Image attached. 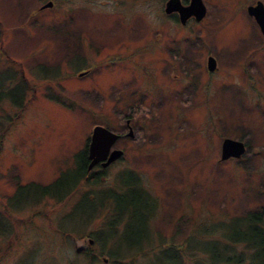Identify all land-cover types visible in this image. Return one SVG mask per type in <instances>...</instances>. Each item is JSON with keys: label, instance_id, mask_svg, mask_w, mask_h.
<instances>
[{"label": "rangeland", "instance_id": "obj_1", "mask_svg": "<svg viewBox=\"0 0 264 264\" xmlns=\"http://www.w3.org/2000/svg\"><path fill=\"white\" fill-rule=\"evenodd\" d=\"M47 1L51 5L42 8ZM162 1L124 0L115 11L109 0H0V80L10 77L0 90L24 88L19 103L0 99V217L9 227L0 240V264H206L211 254L216 263L224 245L245 254L243 242L232 245L222 233H239L245 215L264 210V40L244 11L255 0H203L205 14L187 28L191 49L181 48L183 28L174 25L172 38L157 30L161 49L153 53L149 40L158 38L152 29L165 19ZM133 34L143 44L142 59H167L154 76L157 82L167 72V88L143 96L133 81L122 82L126 70L84 62ZM208 49L222 69L216 93L205 95L208 80L196 76ZM172 61L181 64V76L190 72L197 88L184 110L173 104L185 97L178 94L184 100L177 102L168 90L177 89ZM199 97L203 103L192 107ZM126 117L138 134L128 149L126 139L113 145L125 152L96 180L83 178L59 199L43 196L6 208L16 185L49 183L71 169L94 125L123 135ZM223 137L246 142L240 158L219 159ZM121 182L136 184L132 192L151 204L139 243L126 237L136 230L132 223L125 228L120 218L112 224V197L122 194ZM81 194L93 208L84 222L78 208L72 211L82 209ZM105 228L113 231L109 239H103ZM170 245L181 262L160 249Z\"/></svg>", "mask_w": 264, "mask_h": 264}, {"label": "flooded vegetation", "instance_id": "obj_2", "mask_svg": "<svg viewBox=\"0 0 264 264\" xmlns=\"http://www.w3.org/2000/svg\"><path fill=\"white\" fill-rule=\"evenodd\" d=\"M128 1L130 3L134 2V4H135V3H139L140 0H128ZM166 1H168V0H163L161 2L162 3L161 15L165 19H162V21L155 24V27L152 29L153 32L156 33L158 36V38H156L153 41L149 40L154 45L152 52L155 53L156 51H160V49H161V43H158L159 42L158 40H159V37H163V36L159 35L157 30L158 29L163 30L164 31L163 34H165V35H166V33L170 32V35L167 34L165 37L170 36L168 38H172V36L174 35L173 34V26L174 25L183 28V32H182L183 34L181 35L182 39H179V41H178L181 44V48L186 47L187 50L191 49L190 47H187L190 44L186 45L187 42H190V40L186 38L187 35L189 34V30L187 28H189V25L191 23L199 22V19H197L196 14L193 11H190L187 8V6L190 3V0H174L172 3V6H170V9L167 12L164 9ZM258 1H260V0H255L254 3L248 4V5H255V4H257ZM47 2L51 3V1H47ZM109 4H111L112 8L116 11L122 7L121 5L124 4V0H109ZM245 5L246 4H244L242 6L244 7ZM248 5L245 6L244 11H246V7ZM262 5L264 8V2L262 3ZM181 9H187L186 10L187 15L185 18H183L182 15L180 14ZM205 11H206V8H205ZM205 11L203 12V15L205 14ZM263 16H264V12H263ZM247 18L249 20H251L250 23L256 25V23L254 21L255 15H252V17H251L247 14ZM256 27H257V25H256ZM263 40H264V36H263ZM191 41H193V40H191ZM196 41L198 43H200L201 47H204L202 39L196 40ZM144 42L148 43L147 41H144ZM148 44L144 45L145 48L147 46H151V44L150 45H148ZM157 45H158V47H157ZM169 45L172 46L171 43H169ZM169 45L166 43L165 46H167V48H170ZM103 48L105 49L106 53L102 57L93 58L92 56H89V57H87L86 61H84V62L89 64L88 65L89 68H92V67L98 68L99 67L98 64L100 62H103V63L108 62L111 64V68H112L111 70H116V69L117 70H120V69L126 70V73H124V74H126V77L122 80V82H125V79H130L131 81H133L134 90H137L138 94H141L143 96L151 95L153 93L152 90H156V88H158V86H160V85H164L165 88L168 87V79L167 78H169V77L167 76V72H166L165 76H163V77L161 76V78L158 77V81L154 82L155 74L159 75L158 74L159 70L164 69L163 68V66H165L164 62H166L167 59H165V58L164 59H162V58L158 59L157 57L150 59V60L142 59L141 50L143 48V44L140 40V37L137 36V34H133V36L132 35H129V36L124 35L117 41V43L114 40V42L111 45H104ZM213 50L216 53V49H213ZM162 51L165 52V50H163V49H162ZM171 51H172V49H169L167 51L169 56H172ZM206 51H207L206 54H208V55L206 56L205 59L203 58V60L201 61L200 72L198 71V74L196 73L197 74L196 77L198 79L208 80L206 82L205 81L203 82L204 86L205 85L207 86V89H204V88L201 89L202 94L205 93V95H206V93H216V89H217V87L220 86V80H221L220 68L222 69V66L219 65V61H218L217 57H215L214 55H211V50L208 49ZM110 57L113 59L112 61L109 60ZM104 58H106V60H103ZM210 59H212V61L214 62V66H212L213 64L211 63ZM208 61H210V65H208ZM183 62H185L186 65L188 64L187 63L188 61L186 62L184 60ZM175 63L176 62H173L172 64H173V68H174L173 70H176V74L174 76V78H176V79H173L174 81L172 80L171 84L174 85V82H175L176 84L174 86H177V89H175V91H174L173 88L171 87V88H168V90L171 89V90H169L170 96L173 99L175 96L177 102H179L180 100H184L178 94H181L182 96L185 97V101L184 102L182 101V103H180V105H179V103H175V105L173 104L174 108L184 110L186 108L191 107L192 95L194 94L193 91L195 92V90L197 88L193 86L192 82H190V78H189L190 72L187 74V76H184V77L181 76L180 73L178 72L179 71L178 68L181 67V64L179 62L180 67H177L174 65ZM104 65H108V64L105 63ZM168 68L169 67H165V70L167 69V71H168ZM187 69H188V67H187ZM90 75H91V73H90ZM214 84H215V88L212 86ZM209 86L212 87V91L208 90ZM198 91H199V89H198ZM202 98L205 99V96H202ZM202 101L203 100L200 101V97L197 98L192 107L197 108L200 104L203 103ZM149 105H151V104H149ZM126 118L127 119L123 122V128H124L125 133H123V135H121L119 133L114 132L118 135V139L115 141V143L113 145H115L116 142H118V140L126 139V140H124V144L126 145V148L128 149V147H130V141L134 139L135 134H138V131L136 129H134V127L132 126V121L129 119V117H126ZM139 121L140 120L137 119V122H135L134 124H136L140 129L141 128V122H139ZM88 145H89V143L87 142V144L85 145V154H88ZM113 145L108 149V151L106 153V157L104 160H106L108 158V156H109L108 154H110L112 149H116V147H114ZM122 149H120V150L122 151V154H123L125 152V147H123ZM104 160L97 161V162L93 163L90 167H87L88 170L90 171V173L96 174L98 176L99 174H101V172L103 171V168L105 166H109V164L111 165V164L116 162V160H114V161L108 163L107 165L103 166L102 163L104 162ZM89 162L90 161H88V164H89Z\"/></svg>", "mask_w": 264, "mask_h": 264}, {"label": "trees", "instance_id": "obj_3", "mask_svg": "<svg viewBox=\"0 0 264 264\" xmlns=\"http://www.w3.org/2000/svg\"><path fill=\"white\" fill-rule=\"evenodd\" d=\"M8 78L10 77L6 76L4 79L2 78L0 80V87L2 82ZM17 87H20V89ZM23 91L24 88L21 83L14 85L13 87H10L6 90H0V99L8 97L12 104L19 103V99ZM72 161L74 166L71 169L66 172L57 173L56 177L49 183L28 182L25 184L16 185L13 193L10 194L7 200H5L6 208L16 210L19 205H23L28 201L34 202L37 198L41 199L45 196L59 199L62 194H65L64 191L66 189L70 192L75 189L76 186L81 183L78 182L84 180L83 178L87 179L89 177L90 179H97V175L90 173L87 168L88 160L85 154V147L81 149L80 154L73 155ZM121 184L124 187L119 193L124 195L121 194L112 197L115 205L117 204V215H114L115 222H112V224L116 226V222L120 218L126 219V222L123 223L125 228H127V225L129 226V223H132L133 227H135L134 229L136 230L133 232V230L131 231L129 229L130 231H127L128 233H126V237L127 239L129 238L130 242L135 239L138 240L135 243H139L140 236L145 234L143 233V223H145L146 217H148L147 212H149L151 204L146 199L145 194L142 195L137 193L135 190L132 192L134 187L135 189L138 188L136 184H125L123 182H121ZM84 196H86V194H81L79 196L80 198L82 197V202H80L78 206L82 205V209L79 207H73L72 209V211H74L78 208L80 215H82V222H84V217L87 220V212L89 210L91 212L93 209L91 207L86 208V206H90V203H87L88 201L83 198ZM83 199L86 203L83 201ZM90 217H94V212L90 213ZM242 221L244 223L240 225L239 233H234L233 236L222 233V236L223 239L232 241V243H230L232 245L234 242H243L246 245L245 254L243 253V250L237 253H234L233 251L230 252L231 248H228L226 245H224V247L222 246L221 248L222 256L215 255L216 263L214 261H210L213 257V254H211L208 257V260L205 262L206 264H217V262H220L221 264H247L248 262L251 264H264V247H262L264 245V210L260 209L258 211L256 210L254 212H250L244 216ZM137 224L141 227V229L137 228ZM110 229L111 228L104 229L106 234L103 232V239L105 237H107V239L110 238V233L113 232H109ZM6 231L9 232V227L6 225L5 220L0 217V240L4 237L6 238ZM160 249L163 252L170 251L172 255H169V257L173 260L181 262L179 253L173 250L175 249L173 245L164 246ZM108 256H110V254H108Z\"/></svg>", "mask_w": 264, "mask_h": 264}, {"label": "water", "instance_id": "obj_4", "mask_svg": "<svg viewBox=\"0 0 264 264\" xmlns=\"http://www.w3.org/2000/svg\"><path fill=\"white\" fill-rule=\"evenodd\" d=\"M188 9L196 14L197 19H199L204 12V7L200 0H190ZM186 10L187 9L180 10V14L183 18H185L187 15ZM248 13L255 15V20L259 26V29L262 34H264V16L261 4L257 2L255 7H249ZM116 137L117 136L114 133L101 126H95L93 128L88 145V159L90 160L88 167L97 161L105 159L106 153ZM242 150L243 146L241 142L231 139H224L221 146L220 158L225 159L227 157H238ZM120 153V150L111 151L108 158L102 163V165L114 160L120 155Z\"/></svg>", "mask_w": 264, "mask_h": 264}]
</instances>
